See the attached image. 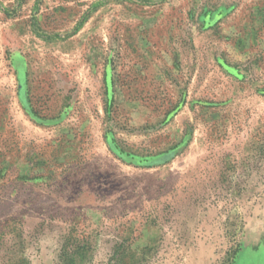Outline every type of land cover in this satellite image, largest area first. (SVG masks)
Masks as SVG:
<instances>
[{
	"label": "rangeland",
	"instance_id": "rangeland-1",
	"mask_svg": "<svg viewBox=\"0 0 264 264\" xmlns=\"http://www.w3.org/2000/svg\"><path fill=\"white\" fill-rule=\"evenodd\" d=\"M262 258L264 0H0V264Z\"/></svg>",
	"mask_w": 264,
	"mask_h": 264
},
{
	"label": "bare ground",
	"instance_id": "bare-ground-1",
	"mask_svg": "<svg viewBox=\"0 0 264 264\" xmlns=\"http://www.w3.org/2000/svg\"><path fill=\"white\" fill-rule=\"evenodd\" d=\"M262 260H263V258L261 259V262L260 263H264Z\"/></svg>",
	"mask_w": 264,
	"mask_h": 264
},
{
	"label": "crops",
	"instance_id": "crops-1",
	"mask_svg": "<svg viewBox=\"0 0 264 264\" xmlns=\"http://www.w3.org/2000/svg\"><path fill=\"white\" fill-rule=\"evenodd\" d=\"M241 253V252H240ZM240 253L238 254V255H240ZM239 256H237V258H238ZM237 258H236V260H237ZM236 263V262H235Z\"/></svg>",
	"mask_w": 264,
	"mask_h": 264
}]
</instances>
